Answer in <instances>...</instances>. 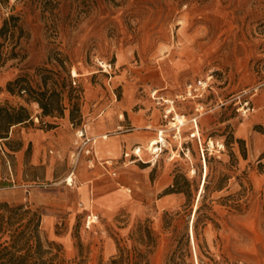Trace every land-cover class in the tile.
<instances>
[{
	"label": "rangeland",
	"instance_id": "1",
	"mask_svg": "<svg viewBox=\"0 0 264 264\" xmlns=\"http://www.w3.org/2000/svg\"><path fill=\"white\" fill-rule=\"evenodd\" d=\"M11 15L20 18L23 30L20 58L5 64L0 60V108L25 106L31 113L29 127L44 131L56 127L42 125L49 118L39 117L41 111L24 92L7 91L9 82L23 77L25 86L38 91L62 88L66 96L62 118L73 112L74 126L83 122L84 109L90 115L109 106L154 113L168 126L164 134L168 147L154 165L137 161L138 167H124L120 161L114 165L117 177L106 171L103 176H90L96 180L85 193L73 177L69 178L73 186H67L68 176L63 175L72 166L68 156L50 171L48 164H32L30 143L23 169L18 171L15 159L10 160L15 183L46 188L30 192L10 188L2 191L1 202L40 213L43 237L58 244L66 260L81 255L86 264L106 263L118 253L117 243L135 244L130 238L141 223L156 236L150 264H168L174 254L185 264H264V121H257L264 119V110L247 115L239 111L247 100L252 109V101L264 89V0H0V30ZM0 52L4 58L7 48L1 47ZM207 79L210 88L201 99L175 102V123L178 116L184 117L175 138L173 121L164 119L166 106L157 104V98L175 99L185 94L190 83ZM198 104L206 113L196 130L191 120ZM64 132L68 135L67 129ZM69 133L72 149L75 136ZM231 135L245 140L247 160L238 145L233 147L234 156L224 148ZM4 143L12 151L21 147L17 130ZM205 147L215 158L213 175L226 172L232 176L214 199L238 192L240 182L247 180L253 191L243 213L215 206L219 228H204L201 249L196 250L183 239L192 220L183 208L185 196L165 195V191L177 169L202 185ZM55 154V148L47 150L49 159ZM141 158L146 162L151 156L143 151ZM224 164L233 165V171ZM196 168L198 174L193 172ZM91 212L99 222L87 229ZM177 212L180 215L174 216ZM188 232L191 240L190 228ZM109 243L115 247L111 256Z\"/></svg>",
	"mask_w": 264,
	"mask_h": 264
},
{
	"label": "trees",
	"instance_id": "2",
	"mask_svg": "<svg viewBox=\"0 0 264 264\" xmlns=\"http://www.w3.org/2000/svg\"><path fill=\"white\" fill-rule=\"evenodd\" d=\"M22 31L19 17L11 15L4 20L0 30V38L2 39L0 48L3 46L7 48L4 58H2L0 52V60L3 59L4 64L20 58L18 49ZM24 82V78L19 77L15 81L9 82L6 89L12 94L17 89L18 93L24 92V94L29 96L31 103L36 104L41 111L40 118L57 116L62 118L64 116L66 109L64 101L66 96L63 92L64 90H61L62 88L56 87L50 93L48 90L38 91L32 87L25 86ZM69 101H71L70 98ZM75 107L78 110L76 104H74L73 108ZM31 120V113L25 106H20L19 109L11 108V110L5 107L0 108V123L2 122V126H0V139L8 138L12 127L30 122ZM70 120L74 124L73 112L71 113ZM48 125L53 127V125ZM234 145H238L242 158L247 160L248 154L245 140L231 135L224 142V148L230 153V156H234L232 152ZM187 150L194 156L193 151L189 147ZM164 153L165 150L161 154ZM184 153L182 151L181 155L184 156ZM203 155L206 177L203 191L199 198L201 183L200 185L196 184L195 180H190L187 174L180 169L174 171L173 184L165 191V195L176 193L185 196L186 203L183 208L185 211H188L187 215L191 216V219L194 216L193 232L196 250L197 248L198 250L201 249L200 241L204 228L209 225L217 229L219 228L215 206L220 205L225 207L229 212L243 213L249 207V195L253 191L252 185L247 180L246 184L240 182L241 189L238 192L214 199V194L220 193L227 188V183L232 176L226 172L213 175L211 163L215 158L209 156L207 147H205ZM224 166L229 171H233V165L230 167V165L224 164ZM195 173L198 174V168L195 169ZM245 179L248 178L245 177ZM202 181L203 179H201ZM196 202L197 208L194 209ZM164 215L170 217V214L167 212ZM179 215V212L174 214V216ZM189 228L191 235V226H187L183 236L187 247L191 242L188 232ZM130 239L134 240L135 244L124 247L117 243L118 253L112 256L106 263L101 264H150V249L156 244L154 231L148 225L140 223L136 233ZM140 247L144 248V250L140 249ZM0 264H86V260L81 255L77 259L66 260L62 248L54 241L43 237L42 215L40 213L22 205L13 206L8 202L0 201ZM168 264H185V261L182 259V262H180L179 257L174 254L168 260Z\"/></svg>",
	"mask_w": 264,
	"mask_h": 264
},
{
	"label": "crops",
	"instance_id": "3",
	"mask_svg": "<svg viewBox=\"0 0 264 264\" xmlns=\"http://www.w3.org/2000/svg\"><path fill=\"white\" fill-rule=\"evenodd\" d=\"M257 93L251 99L256 97ZM252 104V112H262L264 110V89L261 90L258 98L252 101ZM142 111L131 112L129 109L119 110L117 107L109 106L93 112L92 115H90L87 109H84L82 111L84 115L83 122L78 126H74L75 124L71 122L68 113L61 119L49 118L46 124L56 127L48 131L29 127L27 123L15 126L8 138L0 139V195L2 191L10 189L11 183L15 181L10 160L13 162V159H15L13 163L16 164L18 171L21 168L23 169L25 167V153L30 143H32L33 147L32 164H48L50 171H52L51 168L58 161L68 156L72 166L68 173L63 176L69 177L72 174V177L75 178V184L79 183L80 188L85 193L89 190V184H92L96 180L95 178L89 179L90 176H103L105 175V171L110 174L111 171L115 170L114 165L119 164L120 161L124 167L130 164L138 167L136 165L137 161L154 165L158 157L155 158L152 154L149 148L150 144L154 139L158 138L160 131L167 132L166 127L168 126L162 125V117H156L154 113L152 115L141 114ZM257 121L262 122L264 119L259 118ZM83 128H86V136L94 140V143L92 142L89 145L93 150V154L89 157L82 155L77 159L75 157V148L71 149L69 144L71 138L69 132H73L75 136L76 132ZM176 128L172 127L171 129H175L176 131ZM64 129H67L68 135L64 132ZM14 130H17L18 136L22 141V146L16 151L10 150L4 143L12 138ZM51 148H55L56 156H52L49 159L47 150ZM137 149H140L138 155L134 152ZM143 151H147L151 156L146 162L141 158ZM9 154L14 155V157H10L9 159ZM89 160H92V165L89 164ZM107 161H112L113 166H106L105 162ZM80 166L83 169H79ZM84 170L86 171L84 172ZM60 178L62 179V176ZM16 179L19 182L21 179L20 173L16 174ZM67 186L72 187L73 185ZM108 250L111 256L115 250L114 243L108 244Z\"/></svg>",
	"mask_w": 264,
	"mask_h": 264
},
{
	"label": "built area",
	"instance_id": "4",
	"mask_svg": "<svg viewBox=\"0 0 264 264\" xmlns=\"http://www.w3.org/2000/svg\"><path fill=\"white\" fill-rule=\"evenodd\" d=\"M104 67V66H103ZM209 81L210 79L207 80H199L198 82L195 83H190L187 88H186V92L185 94L181 95V96H177L175 99H164V98H157V104H161V105H165V109H164V114L163 117L165 120H172L173 122H175V118L178 115L177 113H175V109L174 105L175 102L178 101H185V100H194V99H201V97H203V95L206 93V91L210 88L209 85ZM75 84V82H74ZM156 94V92L154 93V95ZM196 115L195 117L191 120V122L194 124V127L196 130H198V120L199 118L205 114V108L203 105L198 104L196 107ZM251 110L250 107V102L247 100L242 104V107L239 111H241V113L243 115H247V113H249ZM36 121L38 123H40L39 119L37 118ZM42 125L46 126V122H43ZM176 132L177 134L175 135V138H177V135L180 134L179 129L176 128ZM165 132L164 131H160L159 135H158V140L159 143L156 145V147L154 148V151L152 152V154L156 157H159V155L163 152L164 149H167L168 147V143H167V138L164 135ZM163 135V136H162ZM94 143V140L92 138H88L86 136V128L80 129L76 132L75 134V141H74V146H75V157L77 159H79L82 155L84 156H92L93 154V150L91 147H89V145L91 143ZM137 149L134 152L136 153V155L139 154ZM172 159V158H171ZM89 164L92 165V160H89ZM105 165L108 167H112L113 166V162L112 161H107L105 162ZM110 175L112 177H117V172L116 171H111ZM72 177V174L66 179V183L67 185H69V178ZM72 186V185H69ZM45 185H40V184H34V185H28V184H16L15 181L12 182L11 185V189H23L25 192H30L32 190H34L35 188H45ZM99 222V217L98 215L93 214L92 212L87 216V220H86V228L90 229L91 227H93L94 225L98 224Z\"/></svg>",
	"mask_w": 264,
	"mask_h": 264
},
{
	"label": "bare ground",
	"instance_id": "5",
	"mask_svg": "<svg viewBox=\"0 0 264 264\" xmlns=\"http://www.w3.org/2000/svg\"><path fill=\"white\" fill-rule=\"evenodd\" d=\"M73 75H74V77H78L79 75L77 74V72L76 71H74V73H73ZM174 109V108H173ZM177 120H178V123H175V122H172L171 124H172V127H177L178 129H179V132H180V130H181V127L184 125V117H181V116H178L177 117ZM196 134H199V132L197 131L196 132ZM163 136V135H162ZM159 143V140H158V138L157 139H154L152 142H151V144H150V150L153 152L154 151V148L156 147V145ZM222 147H223V145H222ZM138 152H140V150H138ZM155 158H156V156H155ZM193 172H195V171H193ZM205 177H206V175L204 176V179H203V182H202V185H201V188H200V194L202 193V191H203V187H204V182H205ZM69 181V184H71V182H73V180H68ZM200 197V196H199ZM197 208V203H196V205H195V208L194 209H196ZM193 220H194V216H192V222H191V242H192V244L194 245V247H195V239H194V232H193Z\"/></svg>",
	"mask_w": 264,
	"mask_h": 264
},
{
	"label": "water",
	"instance_id": "6",
	"mask_svg": "<svg viewBox=\"0 0 264 264\" xmlns=\"http://www.w3.org/2000/svg\"><path fill=\"white\" fill-rule=\"evenodd\" d=\"M199 196H200V193H199ZM199 196H198V198H199Z\"/></svg>",
	"mask_w": 264,
	"mask_h": 264
}]
</instances>
